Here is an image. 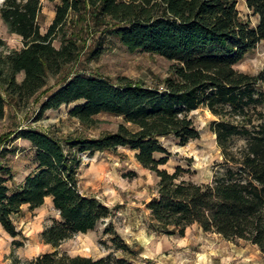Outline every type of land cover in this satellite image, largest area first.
Returning a JSON list of instances; mask_svg holds the SVG:
<instances>
[{
  "label": "trees",
  "instance_id": "trees-1",
  "mask_svg": "<svg viewBox=\"0 0 264 264\" xmlns=\"http://www.w3.org/2000/svg\"><path fill=\"white\" fill-rule=\"evenodd\" d=\"M55 17L46 32L40 16L43 0H5L1 15L12 33L23 38L20 49L5 51L0 37V121L12 101L21 109L39 102L35 120L47 111L74 105L69 114L87 124L110 113L123 118L115 131L92 137L60 139L56 134L20 125L0 134V156L15 153L9 147L19 138L30 142L33 171L16 182L14 168L0 159V223L14 237L23 235L15 218L28 205L35 209L52 198L59 217L43 231L56 249L24 264H136L139 251L113 223L104 233L108 254L72 255L58 247L79 233H87L110 218L113 208L96 195L84 193L80 167L85 156L127 148L137 161L157 174V194L148 204L151 217L167 234L184 236L198 225L226 239H243L264 254V66L256 74L237 68L264 41V0H247L259 17L256 24L241 16L238 0H49ZM92 12L103 37L92 54L104 53L110 39L132 51L157 53L173 62L163 85H149L127 75L111 79L80 71L64 77L83 46L69 34L74 14ZM61 39V45L55 41ZM20 75L23 78L20 79ZM201 107L216 117L223 161L209 182L186 178L187 170L164 167L172 152L162 138L175 136L182 145L201 137L191 113ZM242 139L243 145L237 147ZM124 176L134 178L136 171ZM16 244L22 245L21 241ZM15 264H20L15 260Z\"/></svg>",
  "mask_w": 264,
  "mask_h": 264
},
{
  "label": "rangeland",
  "instance_id": "rangeland-1",
  "mask_svg": "<svg viewBox=\"0 0 264 264\" xmlns=\"http://www.w3.org/2000/svg\"><path fill=\"white\" fill-rule=\"evenodd\" d=\"M5 0H0V37L6 42L5 51L20 49L24 45L23 38L12 33L1 15V7ZM44 7L40 16L42 31L46 32L52 24L56 11L54 2L43 0ZM241 16L250 19L253 24L259 21L247 4V0H238ZM110 23L99 25L90 10L82 14H74L69 22V34L82 44L80 58L64 71V77H51L50 85L80 71L96 73L115 79L118 75H127L149 85H163L170 75L173 62L157 53L132 51L118 39H110L104 45L105 51L98 57L92 54L97 42L103 37V29ZM61 45V39L55 41ZM264 66V41L238 64L241 71L258 73ZM23 75H20V79ZM74 105H63L59 109L47 111L46 115L35 120L39 102L28 109H21L9 102L7 117L0 121V134L13 130L20 125L30 124L56 134L60 139L68 136L83 135L97 137L115 131L123 118L110 113L96 116L94 124H87L69 114ZM196 125L201 130V137L182 145L175 136L163 137V143L172 152L169 162L164 166L174 171L178 166L184 167L186 178L196 182H209L218 170V163L223 161L222 150L217 142V135L211 128V122L217 117L207 108L201 107L191 113ZM244 141L240 139L237 147ZM9 147H17L15 153L0 156L7 161L16 173L15 181L23 179L35 168L30 142L19 138L8 143ZM4 145L0 146V152ZM138 172L134 178L124 176L128 171ZM159 177L144 168L136 159L134 151L121 148L115 152H96L85 156L80 167V185L84 193L96 195L111 208L113 214L101 222L98 227L87 233H79L65 240L59 247L63 252L72 255L100 257L109 253L105 242L109 236L104 230L113 223L123 237L139 251L136 264H264V254L259 247L243 239L230 240L215 232H206L198 225L187 229L184 236L167 234L151 217L148 204L157 194ZM59 210L52 198L35 209L28 205L15 220L23 235L14 237L0 223V264H20L34 259L46 251H54L56 247L47 244L43 231L59 217ZM21 241L22 245L16 244Z\"/></svg>",
  "mask_w": 264,
  "mask_h": 264
}]
</instances>
